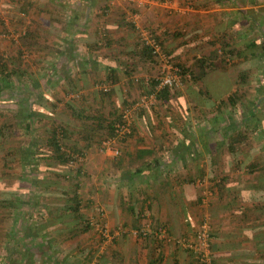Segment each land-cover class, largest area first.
I'll use <instances>...</instances> for the list:
<instances>
[{
	"label": "crops",
	"instance_id": "crops-1",
	"mask_svg": "<svg viewBox=\"0 0 264 264\" xmlns=\"http://www.w3.org/2000/svg\"><path fill=\"white\" fill-rule=\"evenodd\" d=\"M120 1L0 0V20L8 30L28 25L35 33L28 40V48L33 57L51 61L45 63L47 72L41 79L45 81L47 96L51 93L50 100L56 94L57 101H67L70 96L79 97L80 92L87 98L84 104L79 102L80 107H104L107 111L114 106L117 113L124 98L138 102L144 97L143 87L129 86L123 67L126 61H144L138 55L143 56L140 37L146 30L154 33L170 57L179 62L189 64L201 57H212L210 61H264V0H154L155 5L136 7H124ZM108 3L112 4L111 11L105 10ZM134 20L137 22L133 26L130 22ZM5 28L0 26V34ZM102 35L107 44L100 41ZM2 37L0 53H15L11 42ZM38 43L44 50L36 48ZM136 67L135 75L139 77L157 72L151 62H140ZM114 69L116 83L111 85L108 74ZM217 77L216 81H208V87L218 101L225 98L219 97L218 92L230 87L223 75ZM54 80L59 82L56 87L52 85ZM69 80L74 81L73 89L68 86ZM234 83L237 86L236 80ZM102 86L115 89L113 105L103 98ZM191 90L198 91L195 85ZM191 90L179 92L172 99L174 102L165 100L164 105L141 110L133 122V136L121 143L119 157L104 155L95 144L86 151V162H80L87 174L83 188L87 196L83 199L92 203L86 212L90 210L89 216L98 219V210H102L110 228L118 232L113 234L114 264H121L125 258L131 264H195L191 257L199 256L196 249L182 248L172 238L197 234L199 223L206 216L212 227V264H264V171L249 174L244 168L241 173L234 164L236 160L249 163L259 157H250L242 150L235 155L227 149L218 154L219 138L213 136L214 128L206 119L207 107H211L201 94L200 107L192 105L193 97L188 92ZM184 101L187 105L177 103ZM68 103L61 102L62 111L57 112L67 114L70 120ZM50 104L54 111L55 105ZM64 141L74 143L73 138ZM30 148L27 154L17 155L16 160L39 161L40 155H34ZM18 175L11 177L9 188L0 191V196L8 194L15 202V206L6 208L1 200L10 199H0V227L9 222L8 229L0 228V264H7L11 257L18 261L16 256L20 253L6 250L4 243L46 241L54 237V225H69L67 221L64 224L62 217L54 219L49 208L46 213L37 212L42 202L33 203L22 196L46 195L53 188L52 181L46 183L47 177L41 178L35 172ZM216 175L227 179L221 189L214 185ZM198 176L205 179L201 186L195 182ZM27 178L32 180L28 182ZM37 179L39 184H34ZM147 210L149 216L145 219L143 213ZM7 212H12V216L8 217ZM124 228L128 232L120 233ZM139 228L148 238L129 232ZM142 252L148 259L145 262L139 256ZM155 258H161V263H155Z\"/></svg>",
	"mask_w": 264,
	"mask_h": 264
},
{
	"label": "trees",
	"instance_id": "trees-1",
	"mask_svg": "<svg viewBox=\"0 0 264 264\" xmlns=\"http://www.w3.org/2000/svg\"><path fill=\"white\" fill-rule=\"evenodd\" d=\"M126 5L128 7H136V3H123V5ZM105 10H112V4L108 3L105 7ZM136 21L130 22L133 26L135 25ZM0 26L5 28V24L3 20H0ZM7 28V27H6ZM3 29L4 31L2 32V38L3 39H8L11 42L12 47L14 48L15 53H10L8 55H5L4 53H0V87L2 86H8L9 88H12L13 83H19L22 85L23 82H25V77L26 76V71L27 67L26 66V53L32 52L29 48V41L30 38H33L35 33L29 29V26L22 25L17 27L16 29L8 30V29ZM151 32V31H150ZM152 33V32H151ZM153 36L155 37L156 41L160 44L162 47L163 52L170 57V53L165 51L163 47L162 41L154 34L152 33ZM104 35H102L101 40H105L104 44H107L106 42V37L103 38ZM10 37V39H9ZM141 43H142V53L139 54L140 59L142 58L144 61H126L123 70L125 71V75L128 78L129 86L131 87L132 85H139L143 87L144 91V96L145 95H150L151 93H154L156 95L157 101L154 104H150L148 106H138L136 109L133 110L134 115L137 116L138 113L141 110L151 108V107H156L161 105H164L165 100L170 101L172 100L179 92L184 91L182 87L183 85H186L189 83L190 85L188 87H191L192 85H195L198 89V92L203 96V98L206 100L207 105L212 107L208 111L207 115V121L210 123V125L213 126L214 130H212L213 136L215 138H219V152L218 154L224 152V150L230 151L233 155L237 154L239 151L242 150V148L250 147L253 150H255L258 146L257 143H259L261 136L264 134V110L260 107V101H263L264 95L262 96L261 94L257 95L256 97H253L255 99H258L257 104L254 106L248 107L246 98L249 95V89H246V87L249 85V76L251 69H242L240 70L236 84H237V89L233 92H231L228 97L222 98L217 100H214L210 88L208 87V84L205 83L202 80V75H206L212 71H215L219 69V64L216 63V61H210L212 60V57L207 58V57H201L198 61H193L191 63H183L176 61L171 58L173 61L174 65L178 67L180 74L182 75V85L179 87L176 86H164L162 88H158L159 84V76L161 75V67L163 66L162 61H160V57L158 54L155 53V48L154 46L150 44H146V41L143 39V35L141 34ZM37 41V40H36ZM106 42V43H105ZM38 50H44L43 47L40 46V44H37ZM106 46V45H105ZM264 52V43H263V49ZM59 52L62 54L63 52L59 50ZM136 54V53H135ZM140 62H151L153 63L156 68L157 72L156 75L151 74L148 79V82H146V77H136L135 72L138 70L137 65ZM223 63V65H226V61H220ZM246 61H242L244 63ZM57 63L55 64V68H57ZM43 67V68H42ZM42 70H45L46 68L45 64L42 65ZM51 74V73H50ZM116 70H111L108 74V79L109 83L111 85H114L116 83ZM191 80V81H190ZM51 82V79H49V83ZM74 82V81H73ZM73 82L68 81V86L70 89H73ZM192 83V84H191ZM106 84V83H104ZM2 85V86H1ZM19 85L20 87L23 88V86ZM27 85V84H25ZM36 85H39V83H36ZM55 87L59 85L58 80H54L53 84ZM103 85V84H101ZM103 87V86H102ZM146 92V93H145ZM101 93L103 95V98H108L110 100V103L113 105L114 100V94H115V89L112 88L111 86H106L101 89ZM81 101L82 104L86 101V97L82 94L81 96ZM160 101V102H159ZM31 102H37V100L33 99ZM137 103V100L134 99L133 102H129L127 99L124 98L123 104L125 107L129 106L132 107ZM242 104V105H241ZM180 106L185 105V101L183 103H179ZM69 108L71 109L70 112H68L69 116L71 117L72 122H75L72 124V122H66V121H59V120H52L50 125L46 127L45 133L48 135V139L46 140L45 143H43L40 146L34 147L36 144H33L32 147L30 148V151H38L40 152L39 156V161L46 162L47 165L51 166L53 164V161L56 162L60 168L63 169L65 167L71 166V170H69L68 177L72 178L75 180V183H72L71 188L64 189L65 196L67 197L66 201L64 204H62L60 207L56 208L55 210H51L50 208L52 207H45L49 208L51 212L56 211L57 213L53 215V218L55 219H61L65 214L67 213H72L74 217L79 218L81 215L80 213V208L81 204L83 202V196L85 192H83L82 187L80 186V181L79 179L82 178V175L84 174L83 171V165H81L79 156H86V151L91 148L92 145H97L101 149L102 147L104 148L103 142L107 139L114 138L116 136V124H126L127 121L124 118L123 115V108L121 109L120 112L117 113V109L112 107L111 110L104 109V107L100 109H95L94 107H87L85 108L84 106L80 108H74L68 103ZM91 106V105H90ZM214 106V107H213ZM239 112L241 114V119H236L233 117V114ZM2 112H0V115ZM18 115V113H16ZM113 116L115 118L113 119ZM23 124L25 125L26 132L29 133L31 132L34 126V118L33 114L29 113L28 117L23 119ZM18 123L15 120H9L5 124L0 125V135H5V131L7 130L8 132H11L13 130L14 124ZM251 130L253 131V134L260 133L258 137L254 135L253 137L251 136ZM135 131V126L132 125L131 127V133L126 134V136L123 139H119V148H120V153L117 156L114 157H119L122 155V149H121V143H124L129 137L133 136ZM263 133V134H262ZM5 137V136H4ZM74 140V143L68 144L64 140L66 139H72ZM259 139V140H257ZM29 148V147H28ZM26 149V152H29V149ZM251 149V150H252ZM44 150V152H42ZM48 151V154L46 151ZM250 150V151H251ZM247 151V150H245ZM242 152V151H241ZM46 153V154H45ZM245 154L250 155L249 151ZM10 155H13L12 152H10ZM236 157V156H235ZM4 166L6 168H9L11 172L13 170L10 168L13 165V161H10L8 158H4ZM17 161V160H16ZM19 162V161H17ZM217 163V161H215ZM245 161H235L234 164L237 165L236 168H240L241 165H243ZM261 161L256 159L251 160L249 163L245 165V171L249 174H254V172L258 171H264V165H261ZM26 166V165H25ZM221 166V165H219ZM63 172V171H62ZM9 178V177H7ZM204 178L202 176H198L195 178L196 184L199 183V181L203 180ZM217 179L218 182H217ZM12 178H9L7 181H0V191L2 189L9 188L7 187V182L11 181ZM215 186H218L219 189L222 187V182L226 181L225 178H218V176H215ZM213 180V181H214ZM34 184H39L38 179L34 180ZM25 185V183H23ZM83 185V184H82ZM26 187L29 186V184L25 185ZM80 189H82L80 191ZM71 190V191H69ZM1 194V192H0ZM39 196V195H37ZM28 200L33 201V203L37 202L38 197H34V194H30L28 197ZM83 199V200H82ZM6 205L5 207L7 208H12L15 206V202H13V198L11 197L10 200H1V202ZM41 201V198L40 200ZM30 203V202H29ZM36 206V205H35ZM3 207V206H2ZM33 206H30V209ZM40 211V208L37 209V212ZM264 210H262L263 213ZM30 212V210L28 211ZM146 212V211H144ZM8 217L12 216V212H7ZM57 215V216H56ZM144 215V213H143ZM211 224V223H210ZM89 222L87 224V228H89ZM212 228V227H211ZM212 230V229H211ZM137 236L139 238H148L147 233H144L141 231V228L138 229V234ZM212 237V235H211ZM25 238V237H24ZM17 241H14V244H17V249L14 247H10L12 251H17L19 253V256H23L29 252L32 254L33 249L37 247V251L41 254H53V251L49 253V251L41 250V247H44L47 241L43 240L42 241H37V242H31V245L24 244V240H22L21 244L16 243ZM20 244V245H19ZM211 244V240H210ZM24 245V248H23ZM23 248V250H22ZM212 249V247H211ZM36 251V250H35ZM37 252V253H38ZM49 253V254H48ZM35 254H33L34 256ZM33 256L28 257L25 256L26 258V264H33ZM53 257V256H52ZM200 261L201 259L199 256L197 257ZM12 260L13 257H11L7 264L13 262ZM64 260V259H63ZM161 263V258H155V263ZM59 264H68L67 262L64 261H58ZM203 263V262H202Z\"/></svg>",
	"mask_w": 264,
	"mask_h": 264
},
{
	"label": "rangeland",
	"instance_id": "rangeland-1",
	"mask_svg": "<svg viewBox=\"0 0 264 264\" xmlns=\"http://www.w3.org/2000/svg\"><path fill=\"white\" fill-rule=\"evenodd\" d=\"M153 3L154 1H150L149 3H145V4L146 6H148ZM145 4H142V5L145 6ZM122 6L125 7L126 5H122ZM186 16H189V14ZM134 21L137 22V20H134ZM32 54H33L32 52L27 51L26 56H25V59H26L25 67H27V71H26L27 78L25 77V82H23L22 85L19 83H13L12 88H9L8 86L4 87L2 85H1L2 87H0V112H2V114L0 115V125L5 124L9 120L16 119V121L18 122L14 124L13 130L11 132H8L6 130L5 135H0V181H7L9 179L7 177L11 178L12 176H15L18 174L29 176V175H32L34 172L38 173L39 175H42L41 178L47 177L46 178L47 180H44V181L46 183L47 182L49 183L50 181H52L53 183L52 190L49 189L51 192L46 193V195L45 194L41 195L39 193L34 194L35 198L38 197L37 201L40 200L41 198V202L43 204L41 205V209L39 212L46 213V208H45L46 206L48 207L52 206V208L50 209L55 210L56 208L60 207L62 204L65 203L67 197L65 196L64 189H67V188L70 189L72 183L76 182L72 178H69L67 174L69 173V170L72 169L71 166L61 169L60 168L61 166L56 164V162L54 161L51 166L50 165L48 166L46 162L37 161V159H34V160L32 159L31 162H24V163L17 162L16 156L17 155L19 156L20 154L21 155L27 154L25 151L26 149H24L25 147L24 144H28V146H26L25 148L29 146L32 147L33 144H36L34 147L40 146L41 144L43 146V143H45L46 140L48 139V135L45 133L47 122L49 123L51 119H59V118H64L65 120H69V118L67 117V114L62 115V114H59V112H57L58 109L61 110L63 108L61 105V102L66 103L68 101L69 104L73 106L74 108H80L81 104L79 102L81 101L80 96L82 94L78 92L79 97L70 96L67 101L65 100L57 101L56 96H55L56 94H53L54 95L53 100H50L49 97L51 96V93H49V95L47 96L45 92V88H46L45 81L41 79L45 77V74L47 72L46 68H44L45 70H42L43 68L42 65H44L45 63H49L51 61H48L46 59L42 60L41 58L37 56L33 57ZM170 58L174 59L172 56ZM216 63L219 64V69L212 71L206 75L205 74L202 75L203 77L202 80L208 84L209 83L208 81H211V82L213 80L216 81V79L218 78L217 76L223 75L224 76L223 78L226 79V81H228L230 88L228 89L225 87L223 88V90L221 89L217 95L219 97L224 95V97L226 98L231 93L230 91L233 92L232 89L234 87L235 88L237 87L235 86L234 81L237 80L240 70L251 69L252 72H250V76H249V85L246 87V89H249V95H252V96H248L245 101H247L248 107L256 105L258 99H255L253 97H256L257 95L261 93H262L261 94L262 96L264 95V61H246L244 63H242V61H226L225 66L223 65L222 62L220 64V61H216ZM54 70H56L55 67H54ZM36 79H38L37 81L39 82V85H36V82H35ZM211 84H215V83H211ZM19 85L23 86V88L20 87ZM189 85H190L189 83H187L186 85H183L182 86L184 87L183 90H191V87H188ZM196 90H198L197 87H196ZM188 92H189V95L193 97L192 98L193 102H191L192 105H195L196 107H200L198 104V102H201V98H202L199 95L200 93L197 91L198 93L197 94L195 91L193 92V90L188 91ZM33 99L38 100V102L37 103L31 102V100ZM48 102L53 103V105H55L54 111L50 107L52 105ZM172 102L174 101L172 100ZM177 103L179 104V102ZM174 104H176V102ZM123 105L124 104L122 102L121 106L124 107ZM185 105H187V102H185ZM260 107L262 108V110H264V100L260 101ZM207 108H208L207 111H209L212 107L211 108L207 107ZM199 111L200 110H197V113H199ZM16 113H18V115ZM29 113L33 114L34 126L32 128L33 130L27 133L24 127L25 125L23 124L22 121L23 119L28 117ZM51 113H54V114H51ZM240 116L241 114L239 112L233 114V117H235L238 120L241 119ZM69 121L72 122L71 117ZM251 133H252L251 135L252 137L256 135V134H253L252 130H251ZM259 134L260 133H257L256 137H258ZM259 141H260L259 143L260 146H258L257 150L256 149L253 150L252 148L245 146V148L242 149L241 153H245V152L247 153L249 151L250 157L258 156L259 158L257 159L260 160L261 163H263L264 165V150L262 151L260 150L261 146L262 145L264 146V134L263 136H261V139ZM10 152H12L13 155H10ZM42 152H44V150ZM102 153L104 155L110 156L109 153L106 151L105 152L103 151ZM33 154L40 155L41 153L34 150ZM5 157L8 158L10 161H13V163L15 164L12 167H10L13 170V172H11L9 168H6L4 166L3 160ZM80 162L85 163L86 156H83L82 159H80ZM245 164H247V161L243 165L240 166L241 173L244 170ZM83 173L84 174L82 175V178L79 179L81 187L84 186V181L86 180L84 178H87L86 176L87 174L84 171ZM41 178L39 179L41 180ZM32 179L27 178L28 182H30V180ZM9 183L10 181L7 182V187L10 186ZM202 184H198V185L201 186ZM83 188L84 187H82V189ZM82 189H80V191ZM8 196H9L8 194H6V196L2 195L0 196V199H3V198L10 199L9 198L10 196L9 197ZM22 196L25 199H29L28 197L30 195L23 194ZM84 196L86 197L87 195L84 194ZM86 201L87 200L85 198V200H83V205L81 207L82 210H80L81 216L79 218L74 217L72 213H67L64 215V217H62L63 219L62 221H64L65 225H66L65 221H67L69 225L61 227V224H57V225H54V227L52 228L53 234L55 235L53 238H47L46 240L47 242L45 243L46 245L44 247H41V250L42 252L43 250L45 251L48 250L49 253L53 251L54 255L53 254L51 255L49 253H48L49 255L41 254L37 251L36 249L37 247H35L32 251L34 254H38V257L36 259L35 257L32 259L33 264H59L58 263L59 260L61 262L62 261L67 262L68 264H114L115 255L113 254L114 251H113L112 245L115 244V240H114L115 238H112V235L113 234L116 235L118 232L113 231L110 228L109 224L105 220V216L102 210H98V213H100V216L98 219H95L89 216L88 212H90V210H88V212L86 211L89 208V206L92 205V203L87 204ZM56 213L57 212L54 211L53 215H55ZM203 214H204V211H203ZM93 217H95V215H93ZM88 222L90 225L89 228H87ZM202 222L199 223V227L197 231L201 228ZM209 222H210V219H209ZM103 225H105L106 227V232L105 230L102 229ZM2 226L3 227H0L2 231H4L5 229H8L9 222L3 223ZM128 230L129 229L124 228V229H121L119 232L125 233V232H128ZM137 230L138 229H134L133 231H129V232H132V234L138 237ZM49 239H52V240H49ZM66 240H69V241L65 242ZM172 240L175 241L176 244L178 243L182 248H188L186 245L189 242L194 245H197L196 243L198 242L197 234L189 238L185 236L176 235L172 238ZM38 241H41V240L39 239ZM16 243H19V242H16ZM24 244L31 245L30 241L29 242L25 241ZM3 247L6 250H10L11 249L10 247L16 248L17 244H14L13 242L4 243ZM125 247H127V245ZM23 248H24V245H23ZM145 248L147 249L148 247L146 246ZM33 253L31 254L29 250V252H27V254L23 256L17 255L16 257H18V259L16 260L18 261H15L14 259L13 260V262L15 261L14 264H26L25 256H27V259H28L29 256H33ZM139 256H143L142 257L143 262L148 260L146 256L144 257L143 252H142V255H139ZM197 257L198 256H196L195 258L191 257L193 262L195 261V264H204ZM5 262H6V259H5ZM131 263L132 261L129 262L127 258L124 259V262H121V264H131Z\"/></svg>",
	"mask_w": 264,
	"mask_h": 264
},
{
	"label": "built area",
	"instance_id": "built-area-1",
	"mask_svg": "<svg viewBox=\"0 0 264 264\" xmlns=\"http://www.w3.org/2000/svg\"><path fill=\"white\" fill-rule=\"evenodd\" d=\"M123 3H136L139 5L149 3L150 1L154 0H121ZM146 5V4H145ZM143 39L146 41V44H150L154 46L155 48V53L158 54L160 57V61H162L163 66L161 67V75L159 76V84L158 88H162L164 86H176L179 87L182 85V75L179 72V69L177 66L174 65L172 62L171 58L167 56L163 50L160 44L156 41L155 37L153 34L149 31H144L142 33ZM139 78V76H136ZM146 77V82H148L149 77ZM144 98V99H143ZM142 98V100L138 101L135 105L132 107H123V115L124 118L126 119L127 123L126 124H116V136L114 138L107 139L103 142L104 148L102 147V151H106L109 153L111 156H117L120 153V148H119V139H123L126 134L131 133V127L133 125L135 115L133 110L136 109L138 106H148L150 104H154L157 99L156 95L154 93H151L150 95H145ZM82 159V156H79V160ZM205 182V179L199 181L198 184H202ZM204 184V183H203ZM146 218L149 216V211L147 210L144 215ZM102 229L105 230L106 232V227L105 225L102 226ZM138 234V231H137ZM211 235H212V230H211V224L209 222V218L206 217L202 224L201 228L197 231V245H194L192 243H187L188 248H193L196 249L197 253H199V257L201 259V262L204 264H212L213 263V256H212V249H211ZM112 238L114 236L112 235ZM197 246V247H196Z\"/></svg>",
	"mask_w": 264,
	"mask_h": 264
}]
</instances>
